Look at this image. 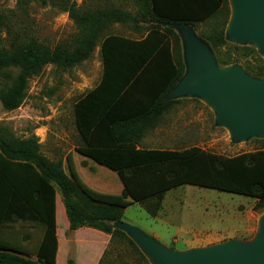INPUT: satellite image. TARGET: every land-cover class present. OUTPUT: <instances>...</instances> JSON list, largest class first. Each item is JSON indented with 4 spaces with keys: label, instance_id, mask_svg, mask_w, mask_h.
I'll return each mask as SVG.
<instances>
[{
    "label": "trees",
    "instance_id": "1",
    "mask_svg": "<svg viewBox=\"0 0 264 264\" xmlns=\"http://www.w3.org/2000/svg\"><path fill=\"white\" fill-rule=\"evenodd\" d=\"M17 1L21 5L26 0ZM132 1L135 15L114 7L82 10L67 3L63 11L79 33L73 45L55 49L16 38L3 45L7 23L0 14V102L6 111L23 104L30 78L44 66L70 70L101 46V81L74 106L75 126L83 141L77 151L117 172L124 185L120 195L93 191L75 174L69 177L62 161L44 156L36 136L20 139L0 126V235L14 222H32L44 229L35 262L1 252L5 243L0 237V264H56L57 191L71 230L87 226L119 238L125 233L109 222L121 221L133 203L145 204L154 215L166 193L184 185L253 198L258 201L256 209L264 211V149L224 158L196 147L138 148L145 134L180 102L163 104L186 72L181 40L170 26L197 27L212 21L205 39L218 63L242 64L250 76L264 77V59L255 47L235 45L226 38L229 0ZM114 24L131 26L141 38L105 35Z\"/></svg>",
    "mask_w": 264,
    "mask_h": 264
},
{
    "label": "rangeland",
    "instance_id": "2",
    "mask_svg": "<svg viewBox=\"0 0 264 264\" xmlns=\"http://www.w3.org/2000/svg\"><path fill=\"white\" fill-rule=\"evenodd\" d=\"M67 3L76 4L82 10L114 7L133 15L137 12L132 0H26L21 5L17 0H0V14L7 23L2 44L9 45L16 38L37 41L51 49L61 44L73 45L79 29L69 13L63 11ZM230 4L229 21L235 15L234 1L230 0ZM212 23L192 27L191 31L216 58L205 39L212 30ZM173 30L181 40L184 58L182 32ZM105 35L141 38L131 26L124 24L110 26ZM239 46L248 44L242 42ZM239 65L246 72L244 66ZM102 74L100 45L89 60L70 70L62 71L50 64L44 66L30 78L27 97L17 110L6 111L0 102V126L8 127L20 139L36 136L44 156L55 162L62 161L68 151L79 144L74 106L99 85ZM251 78L264 82V77ZM178 100L180 102L168 113L161 126L147 137L143 147L178 151L196 147L224 158L264 149V135L235 141L230 128L218 124L216 109L206 99L185 96ZM91 164L93 168L88 177L104 188L93 189L100 193L120 194L118 175L94 162ZM109 185L112 187L108 189ZM257 203L253 198L184 185L166 193L156 214L151 215L145 204L133 203L119 222L137 228L170 251L185 254L230 242L247 244L254 241L264 215V211L256 209ZM58 227L62 233L64 220L61 213ZM101 233L103 235L94 240L98 249L90 251L94 264H153L129 235L119 238Z\"/></svg>",
    "mask_w": 264,
    "mask_h": 264
},
{
    "label": "water",
    "instance_id": "3",
    "mask_svg": "<svg viewBox=\"0 0 264 264\" xmlns=\"http://www.w3.org/2000/svg\"><path fill=\"white\" fill-rule=\"evenodd\" d=\"M233 1L235 16L229 33L226 28L227 40L232 44L244 42L254 46L264 59V0ZM170 27L182 32L187 70L165 101H176L185 96L202 97L214 105L218 124L230 128L235 141L264 135V82L253 80L239 64L221 66L193 35L192 26L179 24ZM109 224L129 235L153 264H264V215L259 233L250 243L230 242L185 254L168 250L127 223Z\"/></svg>",
    "mask_w": 264,
    "mask_h": 264
},
{
    "label": "crops",
    "instance_id": "4",
    "mask_svg": "<svg viewBox=\"0 0 264 264\" xmlns=\"http://www.w3.org/2000/svg\"><path fill=\"white\" fill-rule=\"evenodd\" d=\"M100 52H101V46H100ZM102 66H103V62H102ZM169 102H172V101H169ZM164 103H168V102L164 100L163 104ZM167 115L168 113L164 115L162 121L155 129H151L145 134V136L142 138V140L140 141L138 145L139 149L178 151V150H165V149H154V148L143 147L147 137L161 126V124L164 122ZM78 136H79V144L77 146H74L72 150L68 151V153L64 156V159L62 160L64 172L71 178H72V175L75 174L78 177V179L82 181L83 184H85L87 187H89L93 191H96L93 189L94 187L96 189H104L100 187V185L98 184L96 180H93L88 177L90 176L88 172H90V170L93 168V165L91 164V162H94L95 164L97 163L94 160L83 156L77 151V148L83 145V141L79 133H78ZM181 151H184V150H181ZM115 173L118 175L117 172ZM111 187L112 186L109 185L108 189ZM119 188L121 189V193H122L124 189V185L122 181H121V186ZM107 193H110V192H106L102 194H107ZM120 194H117V195H120ZM109 195H114V194H109ZM60 213L62 214V217L64 220V229L62 233H60L59 227H58V217ZM56 217H57L56 235H57V240H58L56 264H94L93 260L91 259L90 251H95L96 249H98L97 244H96L97 242H95L94 240H98V238L102 236L103 233L97 230H94V229H90V228H79L77 230H71L70 222L67 218L62 196L59 191H57V195H56ZM43 236H44V229L39 224L32 223V222H25V223L24 222H14L1 231L0 237L5 243V246L1 249V252H5L8 254L18 256V257L35 262L38 260L36 253L39 250V247L43 240ZM83 254L85 256H83Z\"/></svg>",
    "mask_w": 264,
    "mask_h": 264
},
{
    "label": "bare ground",
    "instance_id": "5",
    "mask_svg": "<svg viewBox=\"0 0 264 264\" xmlns=\"http://www.w3.org/2000/svg\"><path fill=\"white\" fill-rule=\"evenodd\" d=\"M234 16L235 15H232L231 18H230V21H229V26L228 27H229L230 31H231V28H232V24L234 22ZM255 44H256L257 48L259 49L260 48L259 44L257 42H255Z\"/></svg>",
    "mask_w": 264,
    "mask_h": 264
}]
</instances>
